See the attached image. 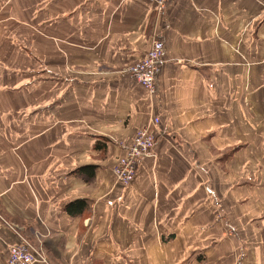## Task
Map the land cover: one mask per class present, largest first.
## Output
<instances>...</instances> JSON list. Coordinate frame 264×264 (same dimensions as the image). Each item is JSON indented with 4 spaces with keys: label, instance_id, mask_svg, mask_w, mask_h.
<instances>
[{
    "label": "crops",
    "instance_id": "obj_1",
    "mask_svg": "<svg viewBox=\"0 0 264 264\" xmlns=\"http://www.w3.org/2000/svg\"><path fill=\"white\" fill-rule=\"evenodd\" d=\"M3 1L0 31L22 22L44 54L0 57V264L17 242L3 221L49 264H264V0L162 17L150 0ZM156 36L149 96L123 70ZM152 117L154 156L122 187L119 144Z\"/></svg>",
    "mask_w": 264,
    "mask_h": 264
},
{
    "label": "built area",
    "instance_id": "obj_2",
    "mask_svg": "<svg viewBox=\"0 0 264 264\" xmlns=\"http://www.w3.org/2000/svg\"><path fill=\"white\" fill-rule=\"evenodd\" d=\"M155 12L161 17L165 14L172 0H150ZM164 45L158 36L153 38L150 48L143 59L123 70L136 81L149 96L157 92V80L163 63ZM160 119L152 117L146 126L138 129L130 143H120L123 155L112 169L115 181L122 187H128L138 174L141 159L154 156V146L161 137ZM1 219V218H0ZM14 234L17 242L8 249V264H49L42 247L26 237L17 225L3 221Z\"/></svg>",
    "mask_w": 264,
    "mask_h": 264
},
{
    "label": "rangeland",
    "instance_id": "obj_3",
    "mask_svg": "<svg viewBox=\"0 0 264 264\" xmlns=\"http://www.w3.org/2000/svg\"><path fill=\"white\" fill-rule=\"evenodd\" d=\"M0 3H4V1L0 0ZM5 16L7 17V18L3 17V20H5V21H3L5 23V25H3V27L1 28L2 30L0 31V44H1L0 57L4 61L13 59V58H11V56H17V57H18V55H23L25 57H27V56H29V57H31V56H39V52L41 54H44L43 52H41L39 50V47L35 48L34 44H31L32 46H29V47L24 44L26 42L25 41L26 38H20V37L24 36V33H23L24 30L21 29V28L24 27L22 22L20 24V22L18 21L15 24V28H11V27H9L10 26L9 25L10 21H8L9 17L6 14H5ZM0 25H1V23H0ZM11 34L15 35L17 38L13 37ZM10 38H11V41H10ZM11 45H13V46H11ZM44 46L47 49H49L46 45H44ZM13 50H15V51H13ZM25 66H27V62H26V64L23 63V65L21 67V71L24 70ZM243 145L245 146L244 143L242 144V146ZM247 145L248 144H246V147H247ZM239 153H240V155H242V151H239ZM13 225H15V224H13Z\"/></svg>",
    "mask_w": 264,
    "mask_h": 264
},
{
    "label": "trees",
    "instance_id": "obj_4",
    "mask_svg": "<svg viewBox=\"0 0 264 264\" xmlns=\"http://www.w3.org/2000/svg\"><path fill=\"white\" fill-rule=\"evenodd\" d=\"M85 202L82 200H77L73 203H70L66 206L65 210L68 214L82 213L85 208Z\"/></svg>",
    "mask_w": 264,
    "mask_h": 264
}]
</instances>
